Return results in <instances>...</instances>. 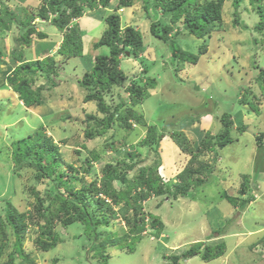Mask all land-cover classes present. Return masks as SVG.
<instances>
[{
    "label": "rangeland",
    "instance_id": "rangeland-1",
    "mask_svg": "<svg viewBox=\"0 0 264 264\" xmlns=\"http://www.w3.org/2000/svg\"><path fill=\"white\" fill-rule=\"evenodd\" d=\"M40 1L0 0V14L2 8L7 7L18 15L6 32H0L3 61L10 59L14 46L23 44L22 38L25 36L22 34H26L30 27L34 29L30 32L35 45L51 42H58L57 47L60 45L63 36L57 27L43 25L36 12H30L31 9L37 8ZM19 4L21 7L28 6L27 10L21 12L18 9ZM115 5L116 0L105 8L92 10L85 6L83 15L77 19L76 28L80 26L78 32L81 42L89 43L88 46L95 42L90 41L89 35L85 36L86 32L81 29V25L84 16L89 13L92 18L102 20V24L94 32H98L101 27L107 28L105 17L115 14L119 17L121 28L132 25L141 33L145 49L134 58L129 48H125L129 55L120 56L119 69L130 76L134 74L136 81L142 84L140 73L144 65L149 68L146 75L155 79V90L148 88L149 95L142 102L130 105L136 114L144 119L147 126L153 125L156 134H162V138L156 146L154 143L135 144L138 152L133 159L135 167L127 170L126 175L128 178L132 177L135 171L143 166L152 169L153 173L155 168L157 170L159 167L167 192L143 202L142 213L146 215L145 222L150 221L149 214L155 215L162 223V228L157 236L154 234L156 228L145 226L142 235L133 242L132 251L120 248V245L124 246L126 242H130L134 235L137 236L130 231L132 236L124 239L123 236L132 228L131 225L124 224L120 218H114L110 219L107 226H98L101 241H104L108 233L112 238L119 239L118 245L104 241V251L109 255L107 264H170L166 256L180 253L198 241L206 244L223 242L224 252L210 260H203L199 255H195L182 261L183 264H264V147H260L256 142L258 133L264 132V93L255 80L258 68H264V27L260 31L255 29L260 12H264V0H239L237 6L235 0H224L221 19L216 22L210 33L202 38L183 32V23H172L168 13L152 9L149 11L151 14L159 16L163 23L172 27L166 42L150 34V18L143 8L142 0H132L130 6L119 9L115 8ZM27 14L34 21L30 27L22 22L23 16ZM39 33H45L47 38L39 36ZM56 37L58 39H55ZM171 40L175 41L180 49L194 53L197 56L196 61L182 62L174 57L169 47ZM55 50L49 53H54L58 66L59 59L63 56L56 54ZM21 51L27 56L32 55V49L29 47H22ZM44 51L40 58L47 56L48 52ZM89 53L92 63L93 57L98 53L108 54V48L100 46ZM65 61L68 60L63 62ZM67 63H70V73L64 72L65 68L62 67L57 69L54 79L51 74L45 77L46 80L40 78L44 74H33L32 85L42 87V103L38 107L31 106L27 110L24 106L9 101V98L0 97L1 216L5 215L2 203L9 199L18 212L31 211L35 213L37 222L42 224L43 220L36 213L38 202L31 188L40 190L43 207L50 203L55 192L54 183L45 178L36 179L35 171L30 167H22L14 173L11 149L15 138L24 137L40 129L59 145L61 158L58 169L66 174L70 171L71 175L74 173L68 167L69 164L80 166L85 157H89V150L100 153L101 157L90 167L92 174L85 175L83 180L74 181V187H79L80 184L87 185L90 181L99 179L100 169L106 161L124 158L125 153L131 150L129 145L145 135L147 126L135 123V127L125 131L118 128L114 122V126L103 135L85 140V124L93 123L92 120L87 121L86 114H93L98 119H101L103 114L98 112L96 101L86 100V91L72 80L71 68L80 69L74 70L79 72L78 76L81 77L87 69V64L78 63L76 59ZM17 64V61H13V68ZM5 75L0 83V96L7 95L6 88L11 89L5 82ZM128 82L127 80L120 87L115 85L110 90L103 91L102 95L111 107L126 100V106H129V96L124 88ZM242 95L250 105L239 102ZM119 111L123 109L119 108ZM223 113L231 116L233 124L230 136L233 140L219 150L201 147L203 151L190 161L192 153L195 154L196 151H183L175 141L179 137L176 136L174 140L172 132L182 131L189 149H192L191 146L194 145H191L190 139L195 138L200 131L193 121H199L203 129L214 134L222 129V122L217 116ZM107 141L113 142L116 150L108 148ZM155 152H158V155ZM200 163L204 164L203 168L194 172L191 180L200 179L201 182L190 184L185 195L173 197L174 183L179 181L178 172L187 166L196 169ZM77 175L82 174L77 173L75 176ZM244 175L249 177V187L242 192ZM116 185L121 187L122 184ZM60 189L64 191L62 187ZM249 193L252 198L249 197L240 205L241 199ZM89 195L87 194L95 200V197ZM228 197L233 198L234 202ZM52 202L54 203L53 200ZM93 204L91 203L92 208ZM117 208L118 206H115V209ZM92 214L96 218L102 217L98 212ZM33 220L32 217V220L26 221L21 252L15 250V235L6 223L7 235L0 250V264H5L10 253L14 254L17 262H21L22 256H26L32 264H98L93 257L94 253L89 250L92 240L89 234L84 233L82 223L64 225L55 221L50 233V236L55 238V244L52 248L44 250L38 248L40 228Z\"/></svg>",
    "mask_w": 264,
    "mask_h": 264
},
{
    "label": "trees",
    "instance_id": "trees-1",
    "mask_svg": "<svg viewBox=\"0 0 264 264\" xmlns=\"http://www.w3.org/2000/svg\"><path fill=\"white\" fill-rule=\"evenodd\" d=\"M113 0H41L37 8L31 9V14L36 12L39 16L41 23L50 24L56 26L62 33V41L55 50L56 54L63 56L58 66L55 62V55H47L41 59H33L19 63L5 75V82L8 86L17 94V98L22 102V107L25 108L31 106L40 105L42 102L41 89L42 87H34L32 85L33 74L41 72L42 76L48 77L56 75L57 69L61 66L62 61L68 60L74 57H80L82 55V42L77 25V19L80 18L85 6L89 9H98L108 7ZM132 0H116L115 8L119 9L124 6H130ZM224 0H142L143 8L146 10L149 18L150 34L155 38L166 42L169 40V34L172 30L170 25L163 23L159 16H155L149 12L152 9L160 10L163 13L170 15L169 19L172 23H183L184 31L189 35H193L196 38H202L208 35L216 22L221 19V9ZM252 2L261 0H251ZM239 0H235V6H237ZM19 4L18 9L27 10L28 6ZM18 15L7 7L2 8L0 14V32H6L8 28L15 22V17ZM238 16V15H237ZM260 19L255 25V29L260 31L264 27V12H260ZM238 20V17H236ZM107 28L104 29L100 38L93 44L94 48L100 46H106L108 48V54H98L93 58V65L89 71H84L81 77H76L77 84L83 88L86 93L84 98L86 100L96 101L97 110L103 117L98 119L93 114H86L87 121L92 120V124H85L84 139H92L96 136L103 135L111 126H114L116 122L117 127L125 131H130L134 121L137 124L147 126L144 119L136 114L132 109V105L143 101L149 93L148 88H154L156 85L155 79L152 76L146 75L148 73V67L144 65L141 73L143 80L142 84L136 81L134 76H128L125 72L119 69L120 56L130 54L137 58L139 53L145 49L144 41L141 33L132 25H127L121 28L119 17L115 14H109L105 17ZM23 25L34 24L33 19L29 14L23 16ZM34 30L32 27L22 38L24 41L19 47L14 46L10 52V59L14 61L15 57H19L23 54L22 47H30L33 45L31 32ZM178 33V30L175 31ZM47 38L45 33H39V36ZM22 43V42H21ZM170 50L172 55L179 59V61L195 62L197 56L186 50H182L178 47L177 43L173 40L170 41ZM18 51V53H17ZM17 53V54H16ZM2 51L0 49V64L6 61L2 60ZM9 59V60H10ZM180 62V63H182ZM143 64V63H142ZM59 75V74H58ZM135 79V80H134ZM129 81L128 85H125V93L129 96V106H126V101L116 103L111 107V104L107 103L105 97L102 95L103 91L110 90L113 86H122L125 81ZM255 80L258 82L261 92L264 93V68H258ZM240 103H247L250 105L245 96L239 98ZM125 104V105H124ZM123 109V111H119ZM222 122V129L217 133H210L207 130L201 128L199 131L200 138L194 143V146L189 149L187 139L184 133L180 130L172 132V138H179L175 141L179 143V147L183 151L192 153L190 161H192L197 154L201 153L205 149L219 150L226 144L230 143L233 139L230 136L231 126L233 124L228 113H223L221 116H217ZM156 129L153 125H148L146 128L145 136L139 139L136 143L129 145L131 150L125 153L124 158H116L110 161H106L103 167L100 169L99 179H94L87 183V185L80 184L79 187H74V181L83 180L84 176L92 174L90 167L101 157L100 153L94 150H89V157H85L83 163L80 166L74 167L69 164L68 167L73 171L65 173L63 170L58 169L60 166L61 152L59 146L54 143L52 138L46 136L40 129L32 133H28L21 138H15L12 141L13 148L11 149V161H13L14 173L22 167H30L35 171V178L49 179L54 183L55 192L52 195L50 203L43 207V199L40 196V190L31 188L32 194L37 200V216L40 217L43 222L40 224L37 222L35 213L24 212L20 213L13 206L9 199H6L2 203V210L5 215L1 216L0 212V250L2 242L7 235L6 223L13 229L15 235V241L13 246L15 250L21 252V244L24 235L26 221L29 219L39 224V239L37 241L38 248L47 250L52 248L55 244V238L52 232V227L55 221H59L60 224L68 225L73 222H80L84 225V233L89 234L90 240H92L89 250L94 255V259L98 264H107L109 255L105 253V243L118 245V237L112 238L107 234L104 237V241L100 240L98 226H107L110 219L120 218L124 224L131 225L129 231L124 234V239L128 236L134 235L130 238V242H126L124 246L120 245V248H128L132 251L133 242L137 241L142 235L145 228V216L142 213L144 201L150 197H157L167 192V187L162 183L160 176L156 170L153 173L152 169L147 166H143L136 170L132 177L128 178L126 175L127 170H131L135 167L134 157L138 155L135 144L138 145H150L152 143L158 144L162 134L157 135ZM202 135V136H201ZM256 142L260 147H264V132L261 131L256 136ZM192 145V144H191ZM83 146L85 144L83 143ZM107 147L111 150H116V146L113 142L107 141ZM202 147V148H201ZM79 152V151H77ZM158 155V152H155ZM218 154V152H217ZM126 160H129L127 162ZM202 163L199 167L192 169L189 166L184 167L178 172L177 176L179 181L174 183L173 197L177 195H185L190 184H198L200 179L191 180L194 172L203 168ZM152 171V172H151ZM80 173L82 175L75 176ZM248 175H244V181L242 183L241 191L245 192L249 180ZM116 183H121V187H117ZM64 191H61V188ZM249 187V186H248ZM66 192V194H64ZM95 197V200L88 197ZM104 196V199L101 197ZM249 197L252 198L251 193L247 197L241 199L240 205H243ZM231 202L234 199L228 197ZM108 199V200H107ZM91 203H94L92 208ZM115 206H118L115 209ZM43 207V208H42ZM97 210V211H96ZM43 211L45 213H43ZM100 213L102 217H94L92 213ZM150 221L148 224L155 229L154 234L157 236L162 228V223L158 220V217L149 214ZM153 220V221H152ZM38 226V225H37ZM134 228V229H133ZM133 229V230H132ZM52 240V241H51ZM112 246V245H111ZM225 249L223 242H215L213 244H206L202 241L195 242L187 249L180 253H173L166 256L168 263L170 264H183L184 259L199 255L203 260L213 259L219 257ZM129 253V252H128ZM22 261L17 262L13 253L8 254V260L5 264H32L26 256H22Z\"/></svg>",
    "mask_w": 264,
    "mask_h": 264
},
{
    "label": "crops",
    "instance_id": "crops-1",
    "mask_svg": "<svg viewBox=\"0 0 264 264\" xmlns=\"http://www.w3.org/2000/svg\"><path fill=\"white\" fill-rule=\"evenodd\" d=\"M92 15H90V13L89 14H87V15H85L84 16V20H83V25H81V29L84 31V32H86V34H85V36L86 35H89V38H90V41H94V42H96L99 38H100V36L102 35V32L104 31V29L101 27V29L99 30V31H101V32H94V30L95 29H97L98 27H100V25L102 24V20H101V18H98L97 19V17L96 18H92L91 17ZM77 21V23H78V20H76ZM42 35V34H41ZM41 37H43V35L41 36ZM55 39H58V37H56ZM83 40H85V38L83 39ZM33 42V47H29L30 49H32V55L31 56H27L26 55V53L24 52L21 56H19V57H15L14 58V61H17L18 63L20 62L19 61V59H21V62H24V61H27V60H33V59H41L40 57H41V53L45 50V51H47L48 53H47V55H50V53L49 52H52V50H55L56 49V47H57V44H58V42H51V43H49V44H46V43H43V45H41V44H39V43H37L36 45H35V42L34 41H32ZM89 45V43H84L83 44V41H82V55L80 56V57H74V58H71V59H68V61H70V60H74V59H76L77 61H78V63H81V64H83V63H85V64H87V66H85V68H87L86 70H84V71H87V70H90L91 69V67H92V65L91 64H93V59H92V63H91V58H90V53H89V51H93L95 48L93 47V45H91L90 44V46H88ZM99 48V47H98ZM97 48V49H98ZM34 51V52H33ZM45 51H44V53H45ZM98 54H100V53H98ZM97 54V55H98ZM45 55V54H44ZM46 56V55H45ZM96 56V55H95ZM94 56V57H95ZM93 57V58H94ZM43 58V57H42ZM61 59V58H60ZM59 59V60H60ZM80 60V61H79ZM121 60V59H120ZM68 61H65V62H60L61 63V66L58 68V69H60V68H62V67H64L65 69L63 70L64 72H69V68H68V64H70V63H67ZM12 62L13 61H11V59L10 60H8L7 62H4V63H1L0 64V71H2V74L0 75V83H2L3 82V75L4 74H7L11 69H12ZM79 67L81 68V66L79 65ZM71 68V67H70ZM74 69H76L77 71L78 70H80V69H77L76 67H74V68H71V72H72V80H74V83L75 84H77V82L75 81L76 80V77H78V73L79 72H77V71H75ZM83 71V72H84ZM40 73L41 72H39L38 73V75H40ZM70 73V72H69ZM126 74V73H125ZM126 75H128V74H126ZM129 76V75H128ZM131 76H134V74H132ZM52 77V79H54L55 77L54 76H51ZM40 78H42L43 80H46V78L44 77V76H41ZM35 80H37V79H35ZM78 85V84H77ZM79 86V85H78ZM155 88H156V85H155ZM155 88H152V89H154L155 90ZM73 91H74V89H72ZM6 92H7V95H5V94H3L2 96H0V97H2V98H9L8 100L10 101V100H12L13 101V103H18L19 105H22V102L17 98V94L14 92V91H12L11 89H8V88H6V90H5ZM42 103V102H41ZM32 107H34V106H32ZM35 107H38V105L37 106H35ZM28 109H30V108H27V110ZM195 124H197V129L198 130H201V128H202V126H201V123L199 122V121H193ZM197 136L195 137V138H192V139H190V142H191V144L192 145H194V143L196 142V141H198V139L200 138V135L199 134H196ZM57 145H58V143H57ZM59 146V145H58ZM161 156V155H160ZM190 258H187V259H184V260H189ZM183 260V261H184ZM210 260V259H209ZM184 264H186V263H184Z\"/></svg>",
    "mask_w": 264,
    "mask_h": 264
},
{
    "label": "clouds",
    "instance_id": "clouds-1",
    "mask_svg": "<svg viewBox=\"0 0 264 264\" xmlns=\"http://www.w3.org/2000/svg\"><path fill=\"white\" fill-rule=\"evenodd\" d=\"M57 29V28H56ZM58 30V29H57ZM58 32H60V33H62L60 30H58ZM33 39V38H32ZM33 41V40H32ZM141 74V73H140ZM231 117V116H230ZM136 122H134L133 123V126L132 127H135L136 126V124H135ZM140 125V124H139ZM145 136V135H144ZM143 138V137H142ZM141 139V138H140ZM159 160H160V157H159ZM158 166H160V164L158 165ZM158 166H156V167H158ZM155 170H156V168H155ZM156 172H157V174L160 176V178H161V181H162V183H163V180L162 179H164V177L160 174L161 173V170H160V168L158 167L157 168V170H156ZM164 184V183H163ZM101 197L104 199V196L101 194ZM157 197H159V196H157ZM149 199V198H148ZM108 200V199H107ZM145 221H146V216H145ZM148 222V221H147ZM146 222V225L145 226H147V225H149L148 223ZM144 230H145V228H144ZM143 230V231H144ZM191 258V257H190Z\"/></svg>",
    "mask_w": 264,
    "mask_h": 264
}]
</instances>
